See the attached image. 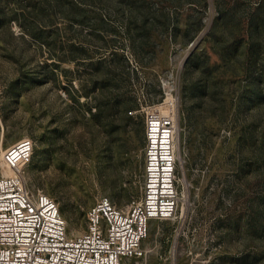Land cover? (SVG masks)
Instances as JSON below:
<instances>
[{
	"label": "rangeland",
	"instance_id": "rangeland-1",
	"mask_svg": "<svg viewBox=\"0 0 264 264\" xmlns=\"http://www.w3.org/2000/svg\"><path fill=\"white\" fill-rule=\"evenodd\" d=\"M176 98L181 217L127 264H264V0H0V156L68 233L139 197L143 109Z\"/></svg>",
	"mask_w": 264,
	"mask_h": 264
},
{
	"label": "built area",
	"instance_id": "built-area-1",
	"mask_svg": "<svg viewBox=\"0 0 264 264\" xmlns=\"http://www.w3.org/2000/svg\"><path fill=\"white\" fill-rule=\"evenodd\" d=\"M143 170L138 198L118 208L99 198L85 212L86 229L70 235L56 202L32 193L25 171L33 142L22 138L0 156V264H127L143 259L153 221L181 217L185 188L178 156L172 92L143 109ZM169 264H176L170 259Z\"/></svg>",
	"mask_w": 264,
	"mask_h": 264
},
{
	"label": "bare ground",
	"instance_id": "bare-ground-1",
	"mask_svg": "<svg viewBox=\"0 0 264 264\" xmlns=\"http://www.w3.org/2000/svg\"><path fill=\"white\" fill-rule=\"evenodd\" d=\"M3 152H4V151H3ZM3 152H2V154H3ZM2 154H1V155H2Z\"/></svg>",
	"mask_w": 264,
	"mask_h": 264
}]
</instances>
